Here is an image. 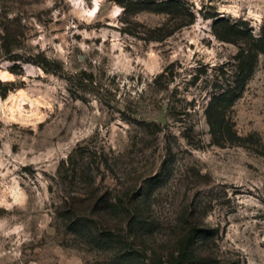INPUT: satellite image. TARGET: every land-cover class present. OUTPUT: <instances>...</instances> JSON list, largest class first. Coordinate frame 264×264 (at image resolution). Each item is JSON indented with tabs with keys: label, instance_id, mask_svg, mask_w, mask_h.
I'll return each mask as SVG.
<instances>
[{
	"label": "rangeland",
	"instance_id": "rangeland-1",
	"mask_svg": "<svg viewBox=\"0 0 264 264\" xmlns=\"http://www.w3.org/2000/svg\"><path fill=\"white\" fill-rule=\"evenodd\" d=\"M148 1L0 0V264H264V0Z\"/></svg>",
	"mask_w": 264,
	"mask_h": 264
},
{
	"label": "trees",
	"instance_id": "trees-1",
	"mask_svg": "<svg viewBox=\"0 0 264 264\" xmlns=\"http://www.w3.org/2000/svg\"><path fill=\"white\" fill-rule=\"evenodd\" d=\"M142 4H149L154 2H149L148 0H139ZM174 0H161L157 2L156 7H159L161 11L169 13L171 11L170 5L174 4ZM175 8V7H174ZM188 22L187 24H189ZM186 24H181L184 26ZM263 52V50H260ZM244 51L241 50L242 54ZM237 87V86H236ZM221 89V88H220ZM219 90V89H218ZM214 90L211 93V105H209L206 112V119L209 123V133L211 136V143L219 146L222 145H230L237 143L236 140L241 139L240 136L234 130V126L232 121H230L226 109L229 108L233 103V98L236 97V88L232 87L230 89H223L222 91ZM71 200L73 199L70 198ZM117 201V205L121 207V209L125 211L127 214V222H130V225L139 221L141 218L137 214V206L133 208L134 202L128 200L127 202L119 199ZM68 197H64V204L68 206ZM133 203V204H132ZM96 212L101 211L102 207L98 205L94 206ZM72 210H67L66 218L71 220L72 218ZM191 216L188 220L187 231L182 238H175L176 245H178V251L180 252V259L185 255L189 254L190 257L194 255V244L196 242V238L198 237L200 232L202 231L199 228L200 221H198V217H196L194 212L190 213ZM73 223V222H72Z\"/></svg>",
	"mask_w": 264,
	"mask_h": 264
},
{
	"label": "bare ground",
	"instance_id": "bare-ground-1",
	"mask_svg": "<svg viewBox=\"0 0 264 264\" xmlns=\"http://www.w3.org/2000/svg\"><path fill=\"white\" fill-rule=\"evenodd\" d=\"M0 74L3 77V79H7V78L11 77V74L7 71H1Z\"/></svg>",
	"mask_w": 264,
	"mask_h": 264
}]
</instances>
